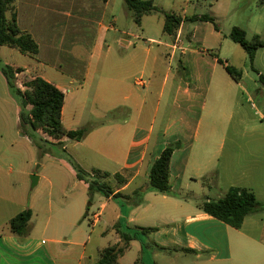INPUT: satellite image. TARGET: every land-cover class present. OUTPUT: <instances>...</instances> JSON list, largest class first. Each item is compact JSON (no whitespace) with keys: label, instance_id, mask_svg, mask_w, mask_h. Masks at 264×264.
Here are the masks:
<instances>
[{"label":"crops","instance_id":"crops-1","mask_svg":"<svg viewBox=\"0 0 264 264\" xmlns=\"http://www.w3.org/2000/svg\"><path fill=\"white\" fill-rule=\"evenodd\" d=\"M113 1L100 4L98 0H19V26L34 36L40 51L37 57L25 54L33 58L26 60L19 56V50L12 48L10 54L16 61L6 60L5 63L36 73L65 92L63 123L67 129L81 128L90 122L74 112L69 115V125L66 126L68 96L77 97L79 88L75 84L85 87L90 64L69 61L63 65L62 49L66 45L69 51L80 50L88 54V60L91 59L97 44L82 30L95 27V24L99 31L103 30V102L108 80L129 84L128 89L119 87L120 97L126 102L113 99L106 112L135 108L138 113L135 119L103 120L84 139L75 140L74 145L80 143L87 147L85 141L103 128V155L108 162L103 169L95 164L92 169L107 171L115 177L120 173L121 178L127 179L121 184L116 177L110 195L95 193L100 201L98 212L87 206L89 184L79 178L73 183H58L36 171L39 175L36 186L41 185L37 192H29L26 185L0 182V264H75L64 258L73 246L81 248L78 264H85V260L96 264L99 257L87 255L93 231L87 232L80 223L83 218L91 217V212L98 214L96 223L91 218L93 225L103 222L99 235L103 238L113 235L108 245L98 246L99 256L100 249L121 242L116 228L120 223L123 229L129 226L130 230L134 227L158 228L147 236L154 245L153 249L162 246L174 252L194 254L196 264H264V113H260L257 119L246 110L255 90L262 88L264 48L256 53L254 65L258 70L253 73L248 69L251 64L248 53L242 54L237 46L240 44L229 37L233 27L228 32L222 27L215 28L214 42L198 49L197 44H206L207 41L198 33L200 22L204 20H198L193 29L188 21L183 22L174 36L164 32V17L162 30L167 38L162 40L149 35L145 19L151 14L145 15L141 24L130 18L120 31L116 48L114 39L109 37L110 31L117 30L118 22L115 13L118 0ZM195 1V5H200L198 0ZM243 1L227 0L224 4L225 1L217 0L212 4L214 15L226 20L230 13L240 11ZM220 6L222 13L217 9ZM258 14L256 18L264 19L262 13ZM131 15L126 13V17H133ZM41 16L42 22L37 27L27 19L30 17L36 21ZM135 24L143 35L135 31ZM39 28L50 33L49 42L43 46L37 37L41 34ZM141 37L143 42L139 44L136 39ZM154 44L159 46L155 48ZM211 49L217 52L211 53ZM54 56V66L60 69L61 76L50 79L45 73L35 71L43 65V60L50 62ZM228 65L241 71L240 80L229 73ZM0 73V141L6 142L5 134H10L12 127L19 123L21 107L2 70ZM137 78H143L145 84H139ZM139 86L144 88L142 94H136ZM125 134L128 144L120 151L118 143ZM173 144L177 145L170 171L174 194L149 190V173L154 162L167 146ZM1 145L0 155L4 151ZM64 163V167L70 169L69 163ZM81 166L87 168L84 163ZM233 186L250 189L260 202L259 209L247 215L240 228L206 213L198 205L203 199L223 197ZM141 189L144 192L137 194L136 191ZM118 192L124 195L116 196ZM41 194L47 196L44 201L50 212L49 218L41 225L43 234L49 235L48 239L42 237L43 234L38 235L34 222L39 209L37 201L43 199ZM60 196L67 201L56 208L54 198ZM28 208L33 212L31 230L29 235L20 237L12 233L7 224ZM102 216L103 219H99ZM69 235L72 237L66 239ZM145 244L143 238L135 237L120 256L121 264H124L128 251L136 247L138 252H143ZM135 264L149 262L138 258Z\"/></svg>","mask_w":264,"mask_h":264},{"label":"rangeland","instance_id":"rangeland-1","mask_svg":"<svg viewBox=\"0 0 264 264\" xmlns=\"http://www.w3.org/2000/svg\"><path fill=\"white\" fill-rule=\"evenodd\" d=\"M157 4L164 6V9L168 11L176 12L182 16L186 15H211L216 18V23L219 25V28H223L224 31L228 32L232 27L239 26L243 27L247 32V38L251 40L255 35H260L264 40V19H258V13L263 14L264 18V0H244L241 4L240 11H234L227 16V19L224 20L222 18L216 17L214 15V2L217 0H198L200 5H195L197 2L192 0L191 2H187V0H155ZM220 2L226 3L227 0H219ZM100 4H103V1L98 0ZM115 2V0L113 1ZM240 4V5H241ZM213 6V7H212ZM17 7L19 8V0H17ZM162 7V6H161ZM183 8H186L183 11ZM213 9V10H212ZM220 13H222V7H217ZM115 13L117 15L118 22L116 24L117 30H112L109 33V37L114 39L113 45L117 48V42L119 36H121V30L125 24L130 22V18L126 17L127 14H131L125 6L123 0H118ZM132 16V15H131ZM76 17H79L76 14ZM30 22L34 23L37 27L42 22V16L38 18V20H32L30 17L27 18ZM164 20V14L160 12L152 13L147 16L145 19V24L147 26V30L149 31V35H154L157 39H166L167 35L162 30V21ZM195 22H188V25L192 29L194 28ZM202 25L199 27V37L203 39L206 37V44H197L196 47L198 49L207 47L208 44H212L215 39V24L211 21H201ZM44 24V22H43ZM135 31L143 35V31L140 27L135 24ZM85 36H88L90 40L96 42L97 47L95 49V54L91 59L88 60V54L83 53L80 50H72L69 51L67 46L62 49L61 53V61L63 65H66L67 62L75 61L77 64L89 63L90 64V76L88 78L87 84L85 87H81L80 84H75L74 86H78V95L76 98H71V95L68 96V101L66 105V126L68 127V117L70 114L77 112L78 117L81 116L83 120L90 121L88 125L92 124L94 127L97 123L103 122V120H123L124 118L133 119L137 118L138 110L135 108L132 111L122 109V110H107L106 108L110 106V101L113 99H120L121 103L124 101L123 98L120 97L119 87H124L128 89L129 84H124L123 82L116 83L108 80V84L106 86V93L104 95L103 102V30L99 31V28L95 24L94 26L84 28L82 30ZM39 37L42 46L43 43L49 42L50 33L45 29L39 28ZM136 41L140 44L143 42V38H138ZM155 48H157V44H154ZM242 54H245V49L241 45H237ZM163 47V46H162ZM264 48V47H263ZM261 49V48H260ZM13 49L10 47H4L3 51L0 53V70H2V66L6 60L12 61L13 56L10 52ZM9 52V53H8ZM19 52V51H13ZM211 53L217 52L216 50H210ZM21 58L26 60H33L31 57H27V55L23 53H18ZM11 58V59H10ZM56 57L54 56L50 62H45L43 60V65H40V69L35 68V71L39 73H45V75L50 79H56L57 75L61 76V71L57 67L54 66V61ZM86 60V61H85ZM252 64V63H251ZM248 65V69L253 73L258 70L254 63ZM253 67V68H251ZM174 68H176V61L174 63ZM254 69V70H253ZM46 71V72H45ZM116 71L113 73L115 74ZM183 72L181 71V74ZM1 74V73H0ZM22 80H26L24 75L21 77ZM67 79V78H65ZM138 79V78H137ZM136 79V80H137ZM133 82V79H132ZM248 84H252L248 79H246ZM128 85V86H127ZM261 89L255 90L253 94L252 101L247 102L246 110L251 117L259 118L260 113H264V79H261ZM138 91L136 94H142L144 88L142 86L137 87ZM141 100V96H140ZM111 109V108H110ZM129 138V137H128ZM0 141V144L4 146V151L1 157L0 163V182H11L13 184H18L21 186H25L28 188L29 192H37L41 188L40 186H33V181L31 175L33 173L40 172L44 173L49 179L62 183L68 182L73 183L78 180L77 170L73 166L71 162H75V164L80 165L84 163L87 168L85 170L92 169L93 164L99 165L101 169H103V165H106L108 160L105 155H103V128L99 129L97 133H94L92 137H89L85 144L87 147L77 143L78 145H74L76 143L75 140L71 139H63L61 144H52L51 139L44 133L34 131L31 126L22 121L21 119V111H20V119L19 123L15 124L10 134H5L4 141ZM128 144L127 134L121 137L119 141V150L122 151ZM1 145V146H2ZM95 146V147H93ZM94 148V151L91 148ZM118 150V151H119ZM69 163L70 169L64 167L65 163ZM66 166V165H65ZM82 167V166H81ZM112 167V166H109ZM73 168V169H72ZM83 168V167H82ZM76 173V175L74 174ZM45 179H43L44 181ZM116 177L114 175H110L108 178H100L99 182H105L108 186L116 185ZM41 200L37 201V205L39 206L38 215L34 218V222L37 226L38 235L43 234V230L41 229V225L46 222V220L50 216V212L47 209L46 199L47 196L45 194H41ZM95 195V194H94ZM90 195L87 199V206L92 208L93 212L99 211L100 201L98 200V196H103V194H99L98 196ZM55 206H57L63 202H66L67 199L63 197L54 198ZM90 203H92L90 205ZM91 212V217H86L81 220V224L85 227L87 232L93 231L91 236V240L87 247V255H92L94 258L99 257L98 246L100 245H108L109 238L112 239L113 235L106 236L103 238L99 235L100 230L103 228V222L100 224L93 225L91 222V218L93 215ZM99 219H103V216ZM132 231H138L137 227L132 228ZM87 234V233H86ZM148 234L139 233L136 235L138 238H143L145 240V247L143 252H138V248H134L131 251L126 253V257L123 259L124 264H135V261L139 258L140 261L145 260L149 262V264H196L197 257L194 254H185L182 252H166L163 250H158L154 248V245L147 238ZM44 238L48 239L49 235H44ZM72 236H67L66 239L71 238ZM139 243V242H138ZM66 246V245H64ZM63 246V247H64ZM68 255H64V258H69L70 262H74L78 264L79 254L81 253L80 247H70L68 249ZM76 258V261L74 260ZM13 260H16L13 257ZM89 262V263H88ZM85 264H91L90 260H85Z\"/></svg>","mask_w":264,"mask_h":264},{"label":"trees","instance_id":"trees-1","mask_svg":"<svg viewBox=\"0 0 264 264\" xmlns=\"http://www.w3.org/2000/svg\"><path fill=\"white\" fill-rule=\"evenodd\" d=\"M103 1L107 2L109 0ZM123 1L137 24L142 23L145 15L156 12L164 14V32L168 35L176 36L177 31L185 21H211L215 24L217 30L220 29L216 23V18L211 15L194 14L184 17L164 9L155 0ZM229 37L246 50L252 64L257 51L264 47V40L260 35L257 34L249 40L243 27L234 26ZM2 46L15 48L31 57H37L40 51L39 43L34 36L19 26L17 0H0V50ZM1 69L7 78L12 95L20 104L22 121L28 123L34 131L46 134L51 139L52 144H61L64 138L82 140L94 128L92 124L77 129H67L65 127L63 109L66 94L53 82L36 73H28L22 67L4 64ZM227 70L236 80H240L241 71L239 69L228 65ZM23 75L26 80L21 79ZM261 79H264V76H261ZM176 147V144L167 146L154 162L149 173V190L165 195L174 194L170 183V171L171 159ZM71 163L77 170V177L89 184L90 195L95 193L110 195L113 193L111 186H108L105 182H99L100 178H108L110 176L109 172L97 168L87 171L80 165L75 164V162ZM116 177L121 184L127 181L126 178H121L120 173H117ZM143 192V189L136 191L137 194H142ZM122 195L124 194L121 192L116 194V196ZM198 205L206 213L232 227L240 228L245 217L259 209L260 202L250 189L233 186L223 197L217 200L203 199L198 202ZM32 215L33 212L30 208L22 211L8 222L7 228L20 237L29 235ZM116 228L121 236V242L100 249V256L96 264H121L120 256L125 253L131 246V241L135 239L136 235L130 230L131 227L126 226L123 229L122 225L118 223ZM157 229L156 227H139L138 231L149 234ZM157 247L160 250L173 251L169 247ZM183 250L194 251L191 249Z\"/></svg>","mask_w":264,"mask_h":264},{"label":"built area","instance_id":"built-area-1","mask_svg":"<svg viewBox=\"0 0 264 264\" xmlns=\"http://www.w3.org/2000/svg\"><path fill=\"white\" fill-rule=\"evenodd\" d=\"M138 83L139 84H145L144 79L143 78H139L138 79ZM92 218H93V222L96 223L98 221V214H93Z\"/></svg>","mask_w":264,"mask_h":264},{"label":"water","instance_id":"water-1","mask_svg":"<svg viewBox=\"0 0 264 264\" xmlns=\"http://www.w3.org/2000/svg\"><path fill=\"white\" fill-rule=\"evenodd\" d=\"M32 181H33V186L37 185L38 180H39V175L34 173L31 175Z\"/></svg>","mask_w":264,"mask_h":264}]
</instances>
